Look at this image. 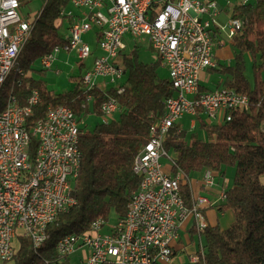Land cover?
<instances>
[{
  "label": "built area",
  "instance_id": "2783aa9c",
  "mask_svg": "<svg viewBox=\"0 0 264 264\" xmlns=\"http://www.w3.org/2000/svg\"><path fill=\"white\" fill-rule=\"evenodd\" d=\"M249 1L221 7L217 0H69L61 10L59 24L66 23L67 30L64 42L38 59L42 68H51L60 50L72 51L79 60L89 58L92 48L83 35L93 32L101 53L81 76L82 87L101 88L97 79L102 77L120 93L124 68L117 59L125 48L123 35H144L168 71L173 94L165 99L164 113L151 122L148 141L134 157L132 169L141 180L124 217L114 224L97 218L86 232L60 238L54 246L59 258H68L71 264L72 255L81 251L77 264H167L183 221L194 217L199 233L206 227L203 210L225 199L227 180L217 198L198 194L186 204L180 186L189 184V178L175 166L164 140L185 115L192 117L193 128L198 111L207 123L218 116L224 122L231 119V110L249 107L248 96L232 88H199L200 72L215 66L216 45L230 42L242 30L244 21L233 13L236 3ZM20 6L21 0H0V80L8 79L9 63L16 62L15 51L32 29L33 15H22ZM18 74L13 87L22 84L21 68ZM25 88L29 93L23 103L11 89L0 110V264L12 260L19 237L29 239L34 250L35 242L48 236V225L75 203L72 182L82 156L79 133L84 119L59 105L28 122L40 98L29 83ZM91 102L88 96L86 105ZM118 109L115 97L104 98L100 120H109ZM214 177L206 168L201 186H213ZM203 254L198 245L188 256L190 264H201Z\"/></svg>",
  "mask_w": 264,
  "mask_h": 264
},
{
  "label": "trees",
  "instance_id": "16d2710c",
  "mask_svg": "<svg viewBox=\"0 0 264 264\" xmlns=\"http://www.w3.org/2000/svg\"><path fill=\"white\" fill-rule=\"evenodd\" d=\"M68 3L69 0H44L42 11L14 65L23 70L22 84L11 88V80L19 76L12 71L0 90V110L11 89L23 103L29 93L25 85L29 83L38 90L40 101L28 122L42 118L48 107L59 105L69 107L81 118L89 114L100 116V103L108 96L117 99L118 116L100 121L92 129H81L82 156L78 175L72 182L75 203L48 225V238L39 250L32 249L29 239L19 237L11 264H69L68 258L62 260L54 251L60 236L84 233L93 220L107 219L111 212L117 219L124 217L141 180L132 169L134 157L148 141L151 122L164 113L165 99L173 94L169 78L159 73L163 65L160 59L141 62L136 49L130 54L121 52L119 56L125 77L124 90L120 93L115 87L85 90L81 77L71 89L54 92L41 77L34 78L33 63L64 42L59 32V17ZM233 13L244 21L242 30L231 43L233 61L217 63L206 71L220 73L216 88L227 87L246 94L249 107L231 110V119L220 124L205 122L198 111L196 122L203 137L192 131L187 138L185 130L178 132L174 124L164 140L165 148L174 154L175 166L189 179L205 168L223 177L226 167H234L226 197L217 204L218 212L232 213V221L226 228L207 224L202 230L201 264H264V184L260 181L264 175V81L259 78L264 70V0L236 3ZM245 54L253 60L258 80L253 86L245 75ZM42 74L44 70L39 75ZM199 88L200 91L210 90L201 84ZM88 96L92 97V102L86 105ZM180 192L189 205L192 199L189 184H182Z\"/></svg>",
  "mask_w": 264,
  "mask_h": 264
},
{
  "label": "rangeland",
  "instance_id": "374dc122",
  "mask_svg": "<svg viewBox=\"0 0 264 264\" xmlns=\"http://www.w3.org/2000/svg\"><path fill=\"white\" fill-rule=\"evenodd\" d=\"M237 1L238 0H217L218 4L221 7H225L227 2H237ZM43 3L44 0H21V6L19 12L24 16H31L41 9ZM221 19L224 20L223 15L221 16ZM66 31H67L66 23L61 24L59 32L63 36H65ZM83 39L92 48V55L88 59L79 60L72 51L60 50L57 53L56 60L54 61L53 66L49 69L42 68L39 63V60H36L32 65V68L34 69L33 77L37 79L41 77L42 80L45 82L46 86L54 92H63L71 89L75 85V80L83 76L86 70L92 66L94 57L101 53L97 45L96 35H94L93 32L84 34ZM123 41L125 43V48L122 50V53L124 54H130L132 50L136 49L138 60L146 63L156 61L159 58L157 53L153 49L149 48L148 38L144 35L135 36L133 34L126 33L123 35ZM232 41L233 38L230 41V45ZM217 47H219V44L217 45ZM216 59H217L216 57L215 58L213 57V60ZM256 60H258V58H256ZM117 61L121 63V57H118ZM244 61H245V75L248 78L250 84L253 86L258 81L255 79L253 60L249 54H245ZM215 63H218V61H215ZM221 63L223 64L224 62ZM15 69H20V68H15ZM41 70H44V74H42V76L39 75ZM159 73L162 77L167 76L166 68L163 65L159 67ZM207 73H208V79L202 78V80L200 81L203 86L207 88H212L214 87L216 80L220 78V73L215 70L211 72L207 71ZM259 78L264 81V70L260 72ZM124 80L125 77H123L120 81L124 82ZM106 81L107 80H105L104 78L99 77L97 79V84L101 86L103 90H106L113 86V83H107ZM117 116H118V111H116L114 115L110 116L109 119L115 118ZM83 119L85 122L82 124V128L84 129H92L98 122L101 121L100 116H95L94 114L86 115ZM191 119H192L191 116L185 115L184 118L179 121L183 123L182 125L184 126V130L186 132L187 138L189 137L192 131L197 133L198 136L203 137L202 136L203 131L198 128L196 119L193 128L190 127V124L188 123H190ZM222 121H223L222 117L218 116L217 119H213L212 121H210V123H220ZM161 161L163 163L166 162L165 159H161ZM233 175H234V167L228 166L226 167L224 176L217 178L216 181L218 180L221 182L223 178L228 179V183H227V188H228L232 183ZM194 176L196 177L200 176V172H196ZM224 213L227 214L228 211ZM228 214L230 215L231 213ZM227 218L228 216L226 215L224 217H221V225H220L221 227L223 228L227 227L226 225ZM116 221H117V216L113 212H111L109 217L107 218V224H114ZM103 229H107V227L105 226ZM197 244H198V238L195 237L193 242L194 247L197 246ZM80 255H81V251H78L77 253L72 255L71 264H77ZM188 256L189 255H187L186 252H183L182 256L179 253L175 256V258L172 260L170 264H190L188 261ZM9 264H11V262Z\"/></svg>",
  "mask_w": 264,
  "mask_h": 264
},
{
  "label": "crops",
  "instance_id": "0c3cea01",
  "mask_svg": "<svg viewBox=\"0 0 264 264\" xmlns=\"http://www.w3.org/2000/svg\"><path fill=\"white\" fill-rule=\"evenodd\" d=\"M217 45H216L215 50H214V58L216 57L217 59L214 60V62L215 61H218V63L224 62L223 64L232 63L233 52H231L232 49H231L230 42H227L226 44H222V45L219 44V47H217ZM230 49H231V51H230ZM215 65H217V63H215ZM166 74H167L166 77H168L167 69H166ZM202 78L208 79V73H207L206 69L202 70L199 74V82L201 85H202V83L200 80H202ZM219 79H221V75H220V78H218L216 80V83H217V81H219ZM216 83H215L214 87L209 88V89L215 88ZM183 118H184V116L175 123L177 128H178L177 130H180V129L184 130V126L182 125L183 123L179 122ZM204 171H205V169L198 171V172H200V176L196 177L193 175V177L188 180L189 186H190L191 192H192L191 193L192 197H194L198 194H203V195L210 197L211 199H215V198H217L219 192L223 188V186L225 184L224 180L226 178H223V180L221 182L218 180L216 181V179L219 177L215 175L214 185L211 186L210 188H203L201 186V178L203 177ZM226 180L228 183V179H226ZM260 181H261V183L264 184V175L260 177ZM228 213H231V212L228 211ZM228 213L226 214L224 212H221V213L218 212L217 206H215V205L207 207L203 210V214L205 216L206 222H207V224H209L211 226H214V225L220 226L221 225V217H224L225 215L228 216L227 221H226L227 222L226 225L228 226V224H230L232 221V213L230 215ZM194 226H195V222H194V217H192V216L188 217L185 221H183L180 224V226L178 228V238L175 242L176 246L174 248L173 257H172L171 261L167 264H170L177 254L180 253L182 256L183 252H186L187 255H190L196 251V249L198 248V245L203 244L204 240H203L202 234L197 232ZM221 228H223V227H221ZM195 237L198 238V244H197V246L194 247L193 242H194ZM188 261H189V258H188ZM189 263H190V261H189Z\"/></svg>",
  "mask_w": 264,
  "mask_h": 264
},
{
  "label": "bare ground",
  "instance_id": "6f19581e",
  "mask_svg": "<svg viewBox=\"0 0 264 264\" xmlns=\"http://www.w3.org/2000/svg\"><path fill=\"white\" fill-rule=\"evenodd\" d=\"M42 9L38 10L35 14H33V17H32V24L34 23V21L39 17L40 13H41ZM60 25V24H59ZM61 26V25H60ZM22 48H18L16 51H15V59L18 58L19 56V53L21 51ZM88 59V58H87ZM15 62H10L9 63V74L12 72V71H16L17 73L19 72V69H15ZM53 66V65H52ZM18 77V76H17ZM8 79H1L0 80V90L1 88L3 87L4 83L7 81ZM11 87H13V80H11ZM68 235V234H66ZM65 235H62L60 236L57 240H56V243L55 245H57V243L59 242V239L64 237ZM48 236H42V239L41 240H38L35 242L34 244V251H37L39 250L45 243V241L47 240Z\"/></svg>",
  "mask_w": 264,
  "mask_h": 264
}]
</instances>
